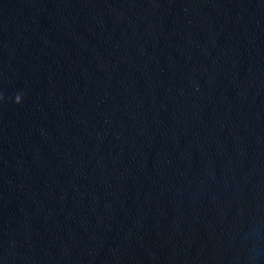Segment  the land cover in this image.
I'll list each match as a JSON object with an SVG mask.
<instances>
[{"label": "water", "instance_id": "obj_1", "mask_svg": "<svg viewBox=\"0 0 264 264\" xmlns=\"http://www.w3.org/2000/svg\"><path fill=\"white\" fill-rule=\"evenodd\" d=\"M0 264H264V0H0Z\"/></svg>", "mask_w": 264, "mask_h": 264}]
</instances>
